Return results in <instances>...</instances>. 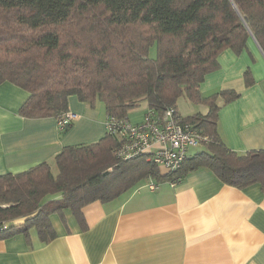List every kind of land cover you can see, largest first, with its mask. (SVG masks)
<instances>
[{
	"label": "trees",
	"instance_id": "16d2710c",
	"mask_svg": "<svg viewBox=\"0 0 264 264\" xmlns=\"http://www.w3.org/2000/svg\"><path fill=\"white\" fill-rule=\"evenodd\" d=\"M250 40L264 52V0H0V83L28 91L20 114L60 117L76 94L92 107L103 101L106 115L128 118L142 101L161 114L185 95L209 107L185 120L212 136L177 171L162 172L146 154L118 157L107 133L65 146L54 157L55 173L49 161L1 173L0 239L28 237L35 227L50 241L56 237L50 215L63 217L64 208L84 229L89 202L113 200L147 178L179 181L201 167L238 188L259 183L264 192V149L237 152L218 129L219 99L227 103L240 93L200 90L219 55L250 51ZM245 79L253 83L249 69Z\"/></svg>",
	"mask_w": 264,
	"mask_h": 264
},
{
	"label": "crops",
	"instance_id": "0c3cea01",
	"mask_svg": "<svg viewBox=\"0 0 264 264\" xmlns=\"http://www.w3.org/2000/svg\"><path fill=\"white\" fill-rule=\"evenodd\" d=\"M249 49H225L219 67L200 85L206 96L224 89L240 93L227 103L219 99L218 122L224 142L240 153L264 149V52L254 40ZM28 94L10 81L0 83V174L42 161L56 171L54 157L65 146L94 143L107 134L104 111L76 94L69 96V110L79 116L62 131L55 116L20 114ZM141 105V111L129 113L130 120L143 119L149 106L147 101ZM208 108L202 104L197 112ZM193 148L189 155L197 151ZM149 180L158 186L150 188ZM82 210L84 229L72 210L64 208L63 217L50 215L56 231L50 241H42L35 227L28 237L17 233L0 239V264H264L261 185L238 188L208 167L189 171L176 182L144 179L117 198L89 202Z\"/></svg>",
	"mask_w": 264,
	"mask_h": 264
},
{
	"label": "built area",
	"instance_id": "2783aa9c",
	"mask_svg": "<svg viewBox=\"0 0 264 264\" xmlns=\"http://www.w3.org/2000/svg\"><path fill=\"white\" fill-rule=\"evenodd\" d=\"M78 116V113L67 110L56 118L58 129H66ZM106 126L107 133L116 140L114 152L118 157L129 159L146 154L166 171H177L189 155L190 147L212 140L211 135L185 120L174 106L167 107L161 114L149 108L138 122L107 115ZM147 184L152 189L158 186L154 180Z\"/></svg>",
	"mask_w": 264,
	"mask_h": 264
},
{
	"label": "rangeland",
	"instance_id": "374dc122",
	"mask_svg": "<svg viewBox=\"0 0 264 264\" xmlns=\"http://www.w3.org/2000/svg\"><path fill=\"white\" fill-rule=\"evenodd\" d=\"M155 53H156V45H153L151 47V49H150V55L154 56ZM200 105H202V104H198V103H195V102L191 101L185 95H182L177 101V109L183 116H189V115H192V114L196 113L199 110L198 107H200ZM95 107H97L98 109L104 111V113H105V106H104L103 101L97 99ZM142 108H143V106L140 105L139 107H137L133 111H141ZM106 118H107V115H106ZM202 148L203 147H201V146H199V147L197 146V147H195L193 149H196L197 151H199ZM193 149H191V150H193ZM54 173H55V171H54Z\"/></svg>",
	"mask_w": 264,
	"mask_h": 264
},
{
	"label": "water",
	"instance_id": "95a60500",
	"mask_svg": "<svg viewBox=\"0 0 264 264\" xmlns=\"http://www.w3.org/2000/svg\"><path fill=\"white\" fill-rule=\"evenodd\" d=\"M258 44V43H257ZM260 47V46H259ZM261 48V47H260Z\"/></svg>",
	"mask_w": 264,
	"mask_h": 264
}]
</instances>
